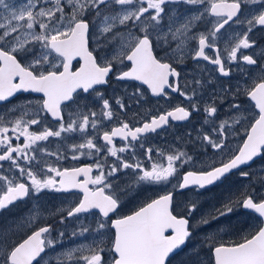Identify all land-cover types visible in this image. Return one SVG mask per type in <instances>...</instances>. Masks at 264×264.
Masks as SVG:
<instances>
[{
    "label": "snow or ice",
    "instance_id": "6c2138e0",
    "mask_svg": "<svg viewBox=\"0 0 264 264\" xmlns=\"http://www.w3.org/2000/svg\"><path fill=\"white\" fill-rule=\"evenodd\" d=\"M234 25L243 30L225 38L226 26ZM257 30L264 33V0H22L19 7L0 0V104L11 105L0 113V213L26 198L61 194L65 206L50 215L72 238L92 239L62 250L57 264H169L196 229L214 222L219 229L222 217L242 207L254 222L235 230L238 239L204 236L209 264H264V178L261 191L250 184L241 198L199 219L195 201L183 212L175 204L177 190H208L234 170L250 178L245 169L264 160V53L255 52ZM185 59L201 69L191 80L178 71ZM201 61L219 78L231 79L234 68L241 76L249 67L257 74L243 88L221 85L205 99L216 78H204ZM113 77L124 91L109 96ZM148 93L169 101L176 93L187 103L134 110ZM24 94L22 105L13 104ZM229 94L233 101L221 119ZM242 95L248 108L236 102ZM201 112L208 127L177 137L180 146L150 143L151 135ZM209 153L211 163L204 159ZM123 176L131 181L124 187ZM134 185L162 186L163 194L122 215L123 197ZM32 219L13 222L30 225L15 242L13 225H0V264H40L62 244L65 231Z\"/></svg>",
    "mask_w": 264,
    "mask_h": 264
},
{
    "label": "flooded vegetation",
    "instance_id": "af4514ba",
    "mask_svg": "<svg viewBox=\"0 0 264 264\" xmlns=\"http://www.w3.org/2000/svg\"><path fill=\"white\" fill-rule=\"evenodd\" d=\"M176 8H178L180 13H183V11L188 8V6L177 5ZM201 28H202V26H201ZM242 30L243 29L240 26L234 25L231 28H228L226 26L225 38H227V36L229 34L233 33V32L242 31ZM254 38L258 42V47L255 49V52L258 55L261 54V53H264V33H261L259 30H257L254 33ZM248 51H252V50H248ZM260 63L264 64V60H261ZM201 65L206 66L207 69H208V72L204 73V78L205 79L208 78L209 73H211L213 78H216V83L214 84V86L210 87V88H206L204 90V98L205 99H207L208 96L211 95L213 91L219 93L221 85L224 88L232 87L234 89L236 84L239 83L241 85V87L243 88L246 85V83H249V84L251 83V80L249 79V77L250 76H255L257 74L256 70H253L251 67H249L248 74H246L244 76H241V74L234 68L233 69V75H232L231 79H229V78H219L218 77V73H215L214 71H212L213 66L207 65V62H203V61H201ZM178 71L181 72L182 77H186L187 79L191 80L193 76H197L200 73L201 69L197 68L196 64L191 59H185L183 64L178 65ZM116 84L118 86L117 87V91H116V88H115ZM121 88H122V90H120ZM114 90H115L116 94H121L124 91V85L121 82L115 81V78L113 77L111 85L107 86V94L109 96H111L113 94ZM129 91H131V89H129ZM221 95H223V94L221 93ZM26 96H27V94L20 95L17 99L13 100V104L22 105L24 103V100H25ZM145 99H146L147 103H143L142 107L134 106V110H138V111H141V112L144 111V110H151V109L156 108L158 103H159V105H162L164 108H169L170 106L175 105V104H179L181 102H184L185 104L187 103V102L184 101L183 97L179 96L176 93L171 94L170 101L169 100L160 99V98H154V97L151 96L150 93H148L146 95ZM232 101H233V97L231 96V94H229L227 96V98L224 100L223 104L220 105L221 119L225 118L224 117V113L228 110V104L230 102H232ZM236 102H243L244 108H248L249 104H250V102L248 100V97L246 95L240 96L239 99ZM10 106L11 105L0 104V113H3L5 111V108L6 107H10ZM73 107H75V106H73ZM245 115H247V114H245ZM202 125H204L203 113L202 112L201 113H194L190 117L189 121L173 122V127L169 128L166 133L162 132L159 136H156L154 134L151 135L150 143L152 145H156V146H167V145H173V144H175L177 146H180V141L177 140V137H183L186 140L188 133H192V136H195L194 129H199ZM204 127H208V125H204ZM50 139H51V147L54 149L55 148V144L57 143V141L54 138H50ZM233 142H235L236 145H237L239 143V138L234 139ZM117 144L119 145L120 142H117ZM191 148H192L191 143H188L187 147H185L184 150L188 151ZM85 162H87V161H85ZM218 162L219 161H217V163ZM71 163L72 162L69 161L68 162V166H70ZM183 171L184 170L181 169V176H182ZM235 174L239 175V171L237 173H235ZM243 178H246V177H243ZM177 179H173L172 183L173 184L177 183ZM246 179L249 180V178H246ZM126 180H127V177L124 179V182ZM146 187L147 188H149V187L150 188L160 187V188L151 189L150 190V194H148L142 201H141L142 197L132 198L131 199V203L133 202V199L136 200L137 201V205H138V206H136L137 208L147 198L154 197L157 194H163V187L162 186L146 185ZM235 187L238 188L237 186H235ZM246 189H248V188L245 186V190ZM255 189H257V187ZM168 190H171V189L169 188ZM210 190H212V189H209V190H206V191H210ZM46 194H52V193L48 192V193L43 194L40 197L39 201H36L35 199H32V198H26L23 201L17 202L16 206L12 207L10 211H4L3 213H0V225H13L14 221L17 222L19 219L25 218L29 214V212L32 209H34V204L35 203H40L44 199L47 198L45 196ZM54 194L58 195L57 196L58 198L62 197L61 194H57V193H54ZM238 194L240 195V193H238ZM143 195H144V192L141 193V194H138V196H143ZM62 198H64V197H62ZM68 199H73V197H68ZM175 204H176V197H175ZM182 210H184V209L180 208V207H177V211L178 212H181ZM125 212H126V214H130L132 212V206H127ZM52 216L53 215H50V212H49L47 214H42V216H41L42 218L41 219L46 220L47 223H50L52 219L56 218V216H53V217ZM239 216H240L239 220L241 221L242 213H239ZM249 216H251L252 219H253V215H249ZM29 228L30 227L26 228L24 230V232L21 233L20 229L17 228L15 225H13V232L15 234L12 235V242H15L16 240H20L21 238H26V236H24V233L26 231H29ZM29 234H30V232H29ZM45 258H46V255L44 256V259ZM44 259L40 261V264L42 263V261H44ZM173 259H174V257L171 259V262H169V264H172L175 261Z\"/></svg>",
    "mask_w": 264,
    "mask_h": 264
},
{
    "label": "rangeland",
    "instance_id": "374dc122",
    "mask_svg": "<svg viewBox=\"0 0 264 264\" xmlns=\"http://www.w3.org/2000/svg\"><path fill=\"white\" fill-rule=\"evenodd\" d=\"M10 2L15 3L17 7L20 6L22 3V0H10ZM172 5H169V8H172ZM176 7V6H175ZM188 12V8L183 11L181 14H186ZM117 84L115 85L116 91H117ZM122 90V88L120 89ZM56 146V144H55ZM233 147L236 146V143L233 142ZM205 160H207L209 163L212 162L213 157L211 154L208 156L204 157ZM217 161H219V158H215ZM253 173V176L247 180H241L240 182L244 183L245 186L248 188V186L251 184L253 188H256V191L259 192L262 190L261 184L258 182L259 178H264V160H259L257 163L253 164L250 169ZM127 176L121 177V180L119 183L121 184L122 187H124L126 184L131 183L129 177H127V180L124 182V179ZM241 177V176H240ZM243 179V177H241ZM154 188H160V187H153V188H148V191L146 190L147 187L146 185H140V186H133V190L128 193V195L123 197L122 203H123V208L121 211V214L126 210L127 206H132L131 199L132 198H137L140 197L138 194H141L145 191L141 201L148 195L150 194V190ZM239 188H236L235 185L231 186H225L224 188H217L215 187L214 189L210 191H205V193L197 194L196 192H186L182 193L179 195V198L176 197V205L180 208H185V205L189 201H195L198 205L199 211L196 214V219H199V216L201 214H206L209 212H212L215 208L221 207V204L227 201L230 197H227L229 194H235V192ZM238 194V197H241ZM47 198L44 199L40 203H35L34 204V209H32L29 214L23 218L19 219L17 222L24 224L26 223L31 217H35V219H32V224L36 223H44L46 220L41 219L42 214H47V213H53L57 208L63 207L65 205L62 204V200L65 198H58L56 194H46L45 195ZM233 195L231 198L236 199ZM49 198V199H48ZM237 198V199H239ZM68 199V198H67ZM140 201V202H141ZM136 202V201H134ZM221 203V204H220ZM39 205V207H36V205ZM237 210V208H236ZM182 210L181 212H183ZM53 217V216H52ZM229 219L225 224L222 223V218H221V226L218 229L215 222L213 223L211 228L204 227V228H198L195 231V234L191 237V239L188 242V246L183 250V252L179 255L176 256V260L172 264H209V250L206 245L203 244V239L204 236L212 232L217 239H222L225 235L232 236L234 238L235 235V230L239 228V230H247L248 225L253 223V219L251 216L248 214L242 213L241 216V221L239 220V213L238 212H233L229 214ZM232 218V220H231ZM50 223L54 224V227L58 231H65V237L63 238V242L60 245H57V247L53 250L48 251L46 258L44 261H42L41 264H57V259L62 250L68 249L70 247H74L77 244L81 242H86L90 243L92 237L88 236L86 241H82L80 238H72L69 233L71 229H65L63 225H61L58 222V219L54 218L51 220ZM93 223V217L89 216L87 220L85 221V224H92ZM12 224V223H11ZM30 227V225L26 227H20L21 233L24 232L26 228ZM57 235V232H53V236L55 237Z\"/></svg>",
    "mask_w": 264,
    "mask_h": 264
},
{
    "label": "trees",
    "instance_id": "16d2710c",
    "mask_svg": "<svg viewBox=\"0 0 264 264\" xmlns=\"http://www.w3.org/2000/svg\"><path fill=\"white\" fill-rule=\"evenodd\" d=\"M241 180H245L244 178L241 179V177L237 174H233L231 176H229L226 180H224L223 182H220L218 185L210 188V189H214L215 187L217 188H224L225 186H231V185H235L237 186L239 189L235 192V194H229L227 197H230V196H233L235 195L234 197L237 199L238 198V193L240 192H244L245 190V184L240 182ZM197 194H201V193H205V191H201V192H196ZM177 197L179 198V195L180 194H176ZM240 196V195H239ZM221 204V203H220ZM222 205V204H221ZM234 212H238V213H244L240 207H237V210H235ZM229 219V217H223L222 218V223L225 224L227 222V220ZM232 220V218H231ZM239 229V228H237ZM235 239H238V236H235L234 238H232V236H229V235H225L222 240H225V241H230V240H235ZM188 244V243H187ZM175 260V258L173 259Z\"/></svg>",
    "mask_w": 264,
    "mask_h": 264
},
{
    "label": "water",
    "instance_id": "95a60500",
    "mask_svg": "<svg viewBox=\"0 0 264 264\" xmlns=\"http://www.w3.org/2000/svg\"><path fill=\"white\" fill-rule=\"evenodd\" d=\"M258 159V158H257ZM256 159V160H257ZM236 171H238V170H234V172H236ZM213 186V185H212ZM209 187H211V186H209ZM186 190H189V189H184V190H182V191H186ZM178 192H182L181 190H177ZM242 210H244V211H247V212H249L248 210H245V209H243L242 208ZM250 213V212H249ZM252 214V213H251ZM254 215V214H253ZM185 246H182V248L181 249H178L171 257H173L174 255H176L177 253H179L183 248H184ZM170 257V258H171Z\"/></svg>",
    "mask_w": 264,
    "mask_h": 264
}]
</instances>
